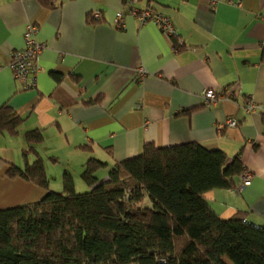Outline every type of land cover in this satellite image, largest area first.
<instances>
[{
	"label": "crops",
	"instance_id": "0c3cea01",
	"mask_svg": "<svg viewBox=\"0 0 264 264\" xmlns=\"http://www.w3.org/2000/svg\"><path fill=\"white\" fill-rule=\"evenodd\" d=\"M47 2L0 0V106L22 118L16 131L0 129V209L34 203L45 193L7 176L11 165L21 168L39 156L50 190L61 191L69 172L76 191L90 157L105 163L96 172L104 180L115 162L137 155L145 143L192 142L224 151L228 161L238 155L251 176L240 190L209 191L213 211L264 225V0L133 3L170 18L177 51L153 22L126 16L117 28L115 12L129 11L124 0ZM92 12L100 19L91 22ZM27 23L37 26L35 37L45 44L34 88H24L8 66L11 53L23 47ZM140 66L146 74L138 78ZM224 86L235 90L232 98L202 104V90ZM246 100L260 108L247 113ZM227 117L236 125L225 126ZM33 129L43 139L28 151L25 132Z\"/></svg>",
	"mask_w": 264,
	"mask_h": 264
},
{
	"label": "trees",
	"instance_id": "16d2710c",
	"mask_svg": "<svg viewBox=\"0 0 264 264\" xmlns=\"http://www.w3.org/2000/svg\"><path fill=\"white\" fill-rule=\"evenodd\" d=\"M21 121L9 105L0 106V129L14 132ZM25 139L32 151L43 137L33 129ZM103 167L90 157L80 174L90 189L77 192L69 172L61 191L50 190L39 156L9 166L7 176L45 193L0 209V264H264V225L241 213L221 218L206 201L213 189L235 187L245 171L238 155L228 161L224 151L197 143H145L99 180Z\"/></svg>",
	"mask_w": 264,
	"mask_h": 264
},
{
	"label": "built area",
	"instance_id": "2783aa9c",
	"mask_svg": "<svg viewBox=\"0 0 264 264\" xmlns=\"http://www.w3.org/2000/svg\"><path fill=\"white\" fill-rule=\"evenodd\" d=\"M138 0H124L129 6V11L125 14L122 10L115 12L113 23L117 28L124 26V20L126 16L136 18L140 23L153 22L155 23L160 31L171 39L173 49L177 51V44H180L178 40L175 42V28L170 18L156 10H153L149 5L138 8L133 5ZM215 1V0H212ZM100 13L92 12L90 14L91 19L99 20ZM37 26L33 23H27L23 33V47L11 53L8 61V66L11 68L14 78L24 86V88H34L36 86V74L39 70L37 65V57L45 47L43 42H39L36 37ZM3 67L0 62V69ZM146 74V70L143 67H138L135 71V75L141 78ZM235 90L230 86H224L214 90L212 88H206L201 92V101L204 106H208L216 103L221 99H230L234 96ZM260 106L254 103L252 100H246L244 103V109L247 113H253ZM236 120L233 117H227L225 119V126L232 127L236 125ZM222 127V125L220 126ZM251 176L248 172L241 174L239 182L235 185V190H240L249 183Z\"/></svg>",
	"mask_w": 264,
	"mask_h": 264
},
{
	"label": "rangeland",
	"instance_id": "374dc122",
	"mask_svg": "<svg viewBox=\"0 0 264 264\" xmlns=\"http://www.w3.org/2000/svg\"><path fill=\"white\" fill-rule=\"evenodd\" d=\"M79 180L76 179V187H75V189H76L77 192H83V191H86V190L90 189V188H88L87 184L84 181H79ZM56 191H58V190H56ZM225 260H226V262L228 264H231V262L228 261V259H225Z\"/></svg>",
	"mask_w": 264,
	"mask_h": 264
}]
</instances>
